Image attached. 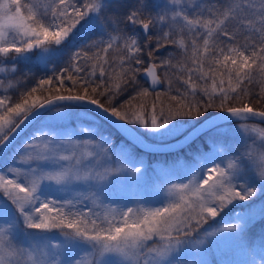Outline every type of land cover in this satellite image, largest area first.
Instances as JSON below:
<instances>
[{
	"label": "snow or ice",
	"instance_id": "1",
	"mask_svg": "<svg viewBox=\"0 0 264 264\" xmlns=\"http://www.w3.org/2000/svg\"><path fill=\"white\" fill-rule=\"evenodd\" d=\"M0 89V264H264V0H0Z\"/></svg>",
	"mask_w": 264,
	"mask_h": 264
},
{
	"label": "trees",
	"instance_id": "2",
	"mask_svg": "<svg viewBox=\"0 0 264 264\" xmlns=\"http://www.w3.org/2000/svg\"><path fill=\"white\" fill-rule=\"evenodd\" d=\"M10 55H14V54H10ZM66 57L61 59V60H57L55 61L54 64L50 63L48 65V70L45 71L43 69V66L38 64V63H34V62H30V63H21L20 65H18L20 71L16 73L15 76H12L10 77L11 81H15L17 79H22L23 77V73L25 72H29L30 73V81H29V86L32 87V86H36V83L37 81L39 80V78L41 77H47V76H50L52 75V68L55 67L56 70L59 72V70L64 66L65 62H66ZM10 70V68H9ZM9 82V80H5L4 83L7 84ZM70 85V82H66ZM140 83L142 85H144L145 87L146 84L145 82L141 79L140 77ZM46 88L49 87V86H45ZM3 89H0V92H2ZM52 94H55V88H52ZM63 91V90H62ZM159 91H162L159 90ZM63 94H68L67 92H64ZM42 95L44 96H48L49 93L47 91L43 92ZM162 101L164 102L165 105H167L169 103L167 97H161ZM155 100V92H152V95L147 97V98H140V100L137 101V104L143 102L145 103L146 105V112L148 110H150L151 108V104L152 102ZM254 107H260L259 105H254ZM157 111H159V109H157ZM218 110H213V112H216ZM113 136L114 137H118L117 134H115L114 132H112ZM204 147H207V145H204ZM190 154V153H189ZM150 160L152 159H164L163 156H160V157H156V158H153V157H149ZM264 235V222H261V223H257V224H253L251 226H249L248 230H247V234L246 236L248 237V239L251 241H257L260 242V238L261 236Z\"/></svg>",
	"mask_w": 264,
	"mask_h": 264
},
{
	"label": "rangeland",
	"instance_id": "3",
	"mask_svg": "<svg viewBox=\"0 0 264 264\" xmlns=\"http://www.w3.org/2000/svg\"><path fill=\"white\" fill-rule=\"evenodd\" d=\"M222 126H231V125H227V124H222ZM259 128H262V127H260L259 125H257ZM105 131L106 132H108L107 131V126H105ZM112 134V133H111ZM113 135V134H112ZM24 138V137H23ZM22 138V139H23ZM239 203H242V202H237V204H239ZM241 209L240 208H234L233 209V211L232 212H228L227 213V215H224V214H222L223 216H224V219L225 220H227L232 214H233V212H235V211H240ZM217 219V221H220V217H217L216 218ZM0 222H2V220H0ZM256 223H260V221L258 220ZM213 226L215 227V226H219L216 222H213ZM205 227H207V226H205ZM246 257H244L243 255H241V254H238V253H236V252H234V251H227L223 256L220 254V253H217L216 252V250L215 249H212L211 251H210V253H209V256H208V259H209V261H210V264H219V261L221 260V259H245ZM88 262H89V258L88 257H85V262H84V264H88Z\"/></svg>",
	"mask_w": 264,
	"mask_h": 264
},
{
	"label": "water",
	"instance_id": "4",
	"mask_svg": "<svg viewBox=\"0 0 264 264\" xmlns=\"http://www.w3.org/2000/svg\"><path fill=\"white\" fill-rule=\"evenodd\" d=\"M141 77L145 80V74H144V72H142ZM147 85H148L149 89L151 90L152 85H151V79L150 78H148ZM157 89H159V88H157Z\"/></svg>",
	"mask_w": 264,
	"mask_h": 264
}]
</instances>
